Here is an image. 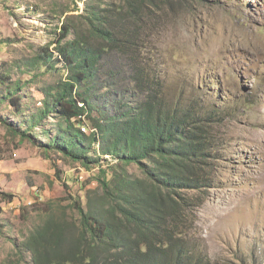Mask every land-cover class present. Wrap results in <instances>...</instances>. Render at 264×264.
<instances>
[{
  "label": "rangeland",
  "instance_id": "374dc122",
  "mask_svg": "<svg viewBox=\"0 0 264 264\" xmlns=\"http://www.w3.org/2000/svg\"><path fill=\"white\" fill-rule=\"evenodd\" d=\"M128 1L0 0V72L24 83L21 103L32 114L41 106L43 86L59 74L41 66L33 72L27 64L60 40L62 22L72 32L85 29V4L123 9L114 28L136 29L135 48L150 58L148 70L210 132L202 169L209 187L177 192L191 218L182 240L199 246L211 264H264V0H164L167 6L155 9L140 3L135 19ZM129 76L120 87L126 99L132 95L126 93ZM19 119L13 107H0V193L14 196L0 205V264L19 260L15 243L29 237L50 206L64 216L72 198L84 204L98 186L99 167L87 170L46 151L42 127L28 139V125ZM128 171L145 178L135 165Z\"/></svg>",
  "mask_w": 264,
  "mask_h": 264
},
{
  "label": "trees",
  "instance_id": "16d2710c",
  "mask_svg": "<svg viewBox=\"0 0 264 264\" xmlns=\"http://www.w3.org/2000/svg\"><path fill=\"white\" fill-rule=\"evenodd\" d=\"M140 3L167 6L164 0H129L125 8L133 9V19L142 12ZM85 5L86 28L72 32L62 22L60 40L27 64L33 72L41 66L59 74L41 89V106L25 114L24 83L1 71L0 107L14 108L20 124L28 125L23 134L28 139L41 126L46 151L60 152L87 170L99 167L98 186L84 204L72 198L64 216L50 206L29 237L15 243L19 260L7 264H211L199 246L182 240L191 218L177 194L209 187L202 169L207 170L210 132L148 70L150 58L135 48L136 29L114 28L124 10ZM125 73L129 99L120 93ZM37 77L34 73L32 81ZM46 122L56 129H46ZM132 165L145 178L134 177ZM13 199L0 193V205Z\"/></svg>",
  "mask_w": 264,
  "mask_h": 264
},
{
  "label": "clouds",
  "instance_id": "9594fccd",
  "mask_svg": "<svg viewBox=\"0 0 264 264\" xmlns=\"http://www.w3.org/2000/svg\"><path fill=\"white\" fill-rule=\"evenodd\" d=\"M83 132H85V131H83Z\"/></svg>",
  "mask_w": 264,
  "mask_h": 264
}]
</instances>
